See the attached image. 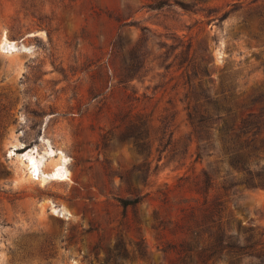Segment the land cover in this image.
<instances>
[{
    "label": "rangeland",
    "instance_id": "obj_1",
    "mask_svg": "<svg viewBox=\"0 0 264 264\" xmlns=\"http://www.w3.org/2000/svg\"><path fill=\"white\" fill-rule=\"evenodd\" d=\"M205 97L233 136L262 112L264 177V0H0V264H264V187L218 131L197 156Z\"/></svg>",
    "mask_w": 264,
    "mask_h": 264
},
{
    "label": "trees",
    "instance_id": "obj_2",
    "mask_svg": "<svg viewBox=\"0 0 264 264\" xmlns=\"http://www.w3.org/2000/svg\"><path fill=\"white\" fill-rule=\"evenodd\" d=\"M180 8L185 10V7L179 5ZM163 7V3H157L155 5H149L151 9H159ZM254 101V100H253ZM252 101V102H253ZM235 112L230 105V100L228 97H222L220 100H213L209 97L204 98V103L200 105V109L189 110L187 113V119L192 128V135L197 142V156L201 157L203 151L207 147H215L213 143L214 131L220 133V141L223 144L225 151L230 153V165L238 170L246 172L248 178L245 181V185L250 188H260L264 187V177L260 174L253 175L250 171L249 159L250 155L244 151V143H246L249 138L247 137L248 133L252 128L258 129L260 120L263 116L262 112L259 114H248L245 119L241 121V134L240 135H231V130L233 127V122L235 119ZM255 134V133H254ZM244 139V142H239L240 138ZM258 164L255 163L254 166ZM204 177V186L208 188L211 183L212 174L209 171H203ZM139 202V199H134L131 201H121L122 207L126 208L127 206L136 205ZM219 238L221 241L224 239H233L231 235H228L226 231L222 228L218 231ZM235 244H240L241 240L236 237L234 238ZM116 249H123L121 242L116 244ZM125 252V249H124ZM181 256L179 257L178 264H192L193 260L188 254V250L183 247L180 249ZM192 252V250H191ZM140 254L142 257L145 256L144 251L140 248ZM180 254V253H179ZM126 256V254L124 255ZM110 263L107 261L105 264ZM112 264H117V261Z\"/></svg>",
    "mask_w": 264,
    "mask_h": 264
},
{
    "label": "bare ground",
    "instance_id": "obj_3",
    "mask_svg": "<svg viewBox=\"0 0 264 264\" xmlns=\"http://www.w3.org/2000/svg\"><path fill=\"white\" fill-rule=\"evenodd\" d=\"M3 39V38H2ZM6 40V39H5ZM1 43H2V41H1ZM4 43V42H3ZM4 45V44H3ZM33 157V156H32ZM29 158V157H28ZM34 160H35V158H33ZM33 159L32 158H30L28 161H27V164H28V166L27 167H29L30 168V175L31 176H34V175H36L37 174V168H36V165H35V163H34V161H33ZM63 160V159H62ZM65 162V161H64ZM36 163H38V162H36ZM28 169V168H27ZM62 169V167L60 166V164H54V166L51 168V171L49 172L50 173V177H51V179H53V180H61L62 181V179L65 177V174H66V171H62L61 170ZM64 169V168H63ZM65 170V169H64ZM38 174H40L39 172H38ZM30 176V177H31ZM42 177H43V175H42ZM37 179V178H36ZM44 179V178H43ZM50 179V180H51Z\"/></svg>",
    "mask_w": 264,
    "mask_h": 264
},
{
    "label": "water",
    "instance_id": "obj_4",
    "mask_svg": "<svg viewBox=\"0 0 264 264\" xmlns=\"http://www.w3.org/2000/svg\"><path fill=\"white\" fill-rule=\"evenodd\" d=\"M5 155H7V152H5Z\"/></svg>",
    "mask_w": 264,
    "mask_h": 264
}]
</instances>
